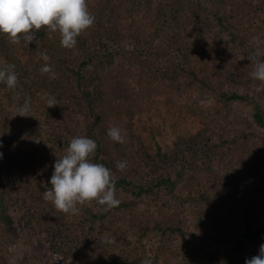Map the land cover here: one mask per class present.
Returning <instances> with one entry per match:
<instances>
[{"label": "trees", "instance_id": "trees-1", "mask_svg": "<svg viewBox=\"0 0 264 264\" xmlns=\"http://www.w3.org/2000/svg\"><path fill=\"white\" fill-rule=\"evenodd\" d=\"M166 6L165 15L173 23L156 31L151 44H141L133 33L123 34V39H118L114 27L108 35L100 24L96 30L97 52L102 53V58L111 59L108 54H118L122 50L128 58L148 65L154 74L161 75L164 71L185 73L204 91L216 95L222 105L201 129L181 138L172 153L159 147L150 161L145 162L146 174L142 173L140 179H135L115 174L111 158L119 159L111 155L110 143L106 140L108 125L103 110L107 97L97 87L102 81L100 69L93 71L90 79L84 81L85 65L74 66L75 83L61 77H39L49 83L51 93L57 96L66 110V115L58 114L52 121L55 156L61 158L66 154L67 142L73 137L93 138L98 147L90 159L111 169L120 204L107 208L93 200L79 204L80 211L72 214L56 209L49 200L55 217L52 220L50 211L36 210V203L27 197L29 185L33 184V192L37 185L26 178L24 166L20 162L13 165L7 157L0 158V227L14 234L12 242L18 234L14 224L24 221L27 227L45 235L52 252L70 257L71 264H81L79 257L87 245L98 236L104 240L113 231L125 242L121 245L122 255L128 258L129 263L135 264L141 252L157 256L161 252L172 251L176 240L193 233L185 212L173 207L171 202L178 201L176 196L193 201L198 189V207L205 203L210 207L209 210H199L204 221H209L205 214L214 212L219 194L230 204L234 223L220 224L216 218L212 223L216 239L230 238L234 234L240 239L237 243L239 249L247 243L264 242V209L246 200L245 194L229 190L232 184L230 176L219 175L213 165L214 159L220 156L264 179V81L251 75L256 61L264 58L255 55L257 47L264 49V0H171ZM186 21L191 24L184 32L182 26ZM194 34L203 41L204 64L210 73L215 74L213 79L183 64L188 60V52L179 41ZM54 36H60L59 32L42 28L33 30L30 39L24 36V40L32 51L37 43H43L56 56L55 48L49 43ZM85 52L83 63H92V54ZM119 79L115 76L116 85L121 84ZM80 92L87 98L85 107L79 104ZM81 124L85 126L84 133L78 126ZM32 130L36 136L42 134L38 125H34ZM196 171L202 173L203 182L197 178ZM229 174L235 179L232 171ZM212 200L214 203L211 204ZM35 220L36 225H33ZM52 222L59 226V232L54 231ZM11 241L0 235V264H12ZM131 251H136L133 256ZM195 259L208 264L214 256L210 252L204 253L202 246L194 245L189 246V251L180 261L195 262ZM220 264L235 262L225 257Z\"/></svg>", "mask_w": 264, "mask_h": 264}, {"label": "rangeland", "instance_id": "rangeland-1", "mask_svg": "<svg viewBox=\"0 0 264 264\" xmlns=\"http://www.w3.org/2000/svg\"><path fill=\"white\" fill-rule=\"evenodd\" d=\"M168 1L171 0H87L95 22L78 36L74 48L63 47L60 36L52 37L49 43L55 48L56 56L50 52L46 44L37 43L32 51L23 35L19 42L14 43L10 36L0 33V67L14 64V70L18 74L15 88H9L5 83L0 82V144H2L0 149L4 154L2 158L7 157L13 165L20 162L24 166L27 170L26 178L37 185L35 192L31 190L33 184L29 185L27 197L36 203V210L50 211L49 217L52 220L55 218L51 211L53 205L50 206V201L44 198L45 191L51 187L50 178L54 172L55 161L60 158L55 156L53 151L52 142L55 132L52 121L58 114L66 115V110L57 96L51 93L49 83L39 78L50 77L48 73L41 72L42 65L48 63L52 66V71L56 73L53 79L61 77L62 80L71 83L76 82L74 66L85 65L84 81L90 79L93 71L100 69L102 81L97 87L103 96L107 97V104L103 110L107 128L119 127L125 137L124 143L106 137L110 143L111 155L127 161V167L121 170L117 168L119 160L111 158L116 175L125 174L140 179L142 173L146 174L145 162L150 161V157L159 147L164 152L172 153L181 138L191 136L201 129L210 120L212 113L217 112L216 109L222 105L216 95L204 91L195 81H190L185 73L164 71L161 75L154 74L148 65L137 59L128 58L122 50H119L118 54H108L111 59L102 58V53L97 52L96 30L100 24L108 35L111 34V27H114L118 39H123V34L133 33L140 39L141 44H151L152 36L156 31L173 23L165 15ZM190 24L191 22L186 21L182 26L184 32ZM196 36L194 34L184 38V41H179L188 52V60L183 64L186 68L213 79L215 74L210 73L204 64L203 41ZM85 50L92 54L94 58L92 63H83L86 57ZM42 52L48 54L50 57L48 61L43 60L40 55ZM115 76L120 77V85H116ZM46 94L55 96L59 104L48 108ZM26 98H30L31 101L30 111L26 115H20L17 110ZM79 98V104L85 107L87 98L81 92ZM34 125L41 127L40 136H36L32 130ZM78 126L84 133L85 126L83 124ZM230 163L220 156L215 158L213 165L216 173L226 178L230 176L232 184L229 190L236 191L240 195L245 194L246 200L264 209V179L253 176L246 168ZM231 171L235 179L229 174ZM196 174L200 182H203L202 173L196 171ZM224 186L228 189L227 185ZM199 190L193 201H185L180 196H176L178 201L171 202L173 207L185 212L193 233L183 235L176 240L172 251L161 252L157 256L149 252H141L135 264H140L145 258H150L152 264H202L198 259H195V262L180 261L189 251V246L194 245L202 246L204 253L213 254L214 260L208 264H220L221 259L225 257L235 264H245L246 258L258 254L263 241L247 243L239 249L237 243L240 239L234 234H231L230 238L216 239L212 229V223L216 218L220 224L234 223L230 204H227L219 194L214 212L211 215L205 214L209 221H204L200 217L201 211L209 210L210 207L207 203L198 207ZM36 222L37 220L32 222L33 225H36ZM52 224L54 231L59 232L57 231L60 230L59 226L55 222ZM14 228L18 234L16 240L12 242L11 237H14V234L0 227V235L12 242L10 243L12 264L72 263L70 257L52 252L45 235L36 233L27 227L24 221H17ZM59 235L66 236L65 233ZM98 237L87 245L85 252L79 257L81 264H131L121 253V245H125V242L118 234L112 231L107 235L113 242ZM134 252L136 251H131L130 255L133 256Z\"/></svg>", "mask_w": 264, "mask_h": 264}, {"label": "clouds", "instance_id": "clouds-1", "mask_svg": "<svg viewBox=\"0 0 264 264\" xmlns=\"http://www.w3.org/2000/svg\"><path fill=\"white\" fill-rule=\"evenodd\" d=\"M94 22L95 17L89 11L87 0H0V33L10 36L14 43L19 42L21 35L30 39L33 30L43 28L49 32L58 31L61 45L74 48L78 36ZM40 55L44 61L50 59L46 52ZM255 55L264 57V49L257 47ZM14 69V64L0 67V82L9 88H15L18 83V74ZM40 70L51 78L56 76L48 63ZM251 75L264 81V58L256 61ZM46 96L48 108L59 104L55 96ZM30 107V98H26L18 108V114L26 115ZM107 135L113 141L124 143L125 137L119 127L110 126ZM67 143L66 154L55 161L51 187L45 191L44 198L50 200L56 209L72 214L80 211L79 204L93 200L107 208L118 206L120 200L116 196V179L111 169L90 159L98 147L97 142L87 136H76ZM3 155L0 152V158ZM126 167V160L117 161V168L124 170ZM105 239L113 242L108 237ZM140 264H152V260L145 258ZM245 264H264V243L260 245L258 254L246 258Z\"/></svg>", "mask_w": 264, "mask_h": 264}]
</instances>
